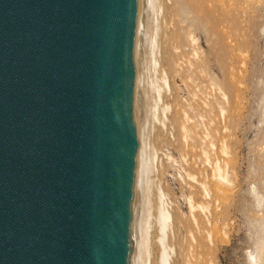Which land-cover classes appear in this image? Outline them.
Instances as JSON below:
<instances>
[{
  "label": "water",
  "instance_id": "water-1",
  "mask_svg": "<svg viewBox=\"0 0 264 264\" xmlns=\"http://www.w3.org/2000/svg\"><path fill=\"white\" fill-rule=\"evenodd\" d=\"M158 0H0V264H140Z\"/></svg>",
  "mask_w": 264,
  "mask_h": 264
},
{
  "label": "rangeland",
  "instance_id": "rangeland-1",
  "mask_svg": "<svg viewBox=\"0 0 264 264\" xmlns=\"http://www.w3.org/2000/svg\"><path fill=\"white\" fill-rule=\"evenodd\" d=\"M154 22L145 264H264V0H158Z\"/></svg>",
  "mask_w": 264,
  "mask_h": 264
},
{
  "label": "bare ground",
  "instance_id": "bare-ground-1",
  "mask_svg": "<svg viewBox=\"0 0 264 264\" xmlns=\"http://www.w3.org/2000/svg\"><path fill=\"white\" fill-rule=\"evenodd\" d=\"M155 21H156V20H155ZM153 22H154V21H153ZM154 23H155V22H154ZM155 24H156V23H155ZM155 24H154V25H155ZM154 25H153V26H154ZM155 26H157V25H155ZM151 27H152V26H151ZM154 28H156V27H154ZM152 29H153V28H152ZM155 30H157V29H155ZM155 30H153L155 35H154V36L152 35V38L150 39V45H149V47H148V51H147V55H149V56H150V54L154 55V52H156V51H155L156 46H155L154 42L157 43V42H156V41H157V40H156L157 37H155L157 34L155 33V32H156ZM151 31H152V30H151ZM156 50H157V49H156ZM149 56H148V57H149ZM150 57H152V56H150ZM153 57H154V59H155V56H153ZM146 59H147V57H146ZM150 60H152V62H153V58H152V59L150 58ZM147 61H148V60H147ZM155 61L157 62V60H155ZM155 61H154V62H155ZM149 62L151 63V61H149ZM154 62H153V63H154ZM153 63H151V64L153 65ZM145 65H147V62H146ZM148 65H150V64L148 63ZM148 65H147V66H148ZM152 65H151V66H152ZM154 65L156 66V64H154ZM147 66L145 67V70H146V71H148V70H147ZM151 66H148V67H151ZM155 66H154V67H155ZM154 67H153V69H154ZM151 69H152V68H150L149 70H151ZM155 70H156V68H155ZM152 71H153V70H152ZM152 71H151V72H152ZM148 72H149V71H148ZM148 72H147V75L150 73V72H149V73H148ZM153 72H154V71H153ZM153 74H154V73H153ZM155 75H156V74H155ZM149 76H150V74H149ZM149 76H148V78H149ZM151 76H152V75H151ZM153 76H154V75H153ZM154 77H155V76H154ZM154 77H153V78H154ZM146 78H147V77H146ZM153 78L150 77V78H149V79H150L149 81H151V80L155 81V79H153ZM156 79H157V78H156ZM147 81H148V79H147ZM149 81H148V82H149ZM153 81H152V83H151L152 86H153L155 83L158 84V85H155V86H153V87L150 85V86L152 87V94L155 93V95H154V96L152 95L151 97H153V99L150 98L151 101H150V100H149V101L151 102L150 104H152V102L155 100V108H156V107L158 106V102H159V100H161V98H162L161 95H160V93H161L160 90L162 89V88H161L162 86L159 85L158 82H155V83L153 84ZM148 82H147V85H148ZM149 83H150V82H149ZM165 83H166V82H165ZM148 87H149V86H148ZM151 87H150V88H151ZM148 90H149V88H148ZM150 92H151V90L149 91V93H150ZM153 92H154V93H153ZM156 92H157V94H158V98H156V96H157V95H156ZM150 95H151V94H149V96H150ZM152 100H153V101H152ZM159 104H160V102H159ZM153 106H154V105H153ZM159 106H160V105H159ZM159 106H158V108H159ZM166 109H167L166 107H165V108L163 107V110H162V111L165 113ZM150 110H153V107H152V109L150 108L149 111H150ZM151 112H153V111H151ZM147 113H148V112H147ZM147 113H146V117H147ZM149 113H150V112H149ZM158 113H159V112H158ZM152 114H153V113H152ZM152 114H150V115H152ZM148 115H149V114H148ZM150 115H149V116H150ZM153 115H154V114H153ZM153 115H152L151 118H153ZM149 116H148V117H149ZM156 117H157V116H156ZM156 117H155V118H156ZM151 118H150V119H151ZM155 118H154V119H155ZM146 119H148V118H146ZM154 119H153V120H154ZM157 119H158V118H157ZM151 120H152V119H151ZM150 122H151V123H154V121H153V122L150 121ZM150 122H149V123H150ZM146 123H147V122H146ZM151 123H150V124H151ZM147 124H148V123H147ZM176 124H177V123H176ZM151 125H152V124H151ZM182 126H183V125H182ZM184 127H185V126H183V128H184ZM191 127H192V126H191ZM191 127H190V128H191ZM185 128H186V127H185ZM187 129H188V128H187ZM187 133H188V132H187ZM183 134H184V133H183ZM147 135H148V134H147ZM188 135H189V134H188ZM145 136H146V135H145ZM144 141H146V140H144ZM146 145H147V144H146ZM145 151H146V150H145ZM222 151H224V150H222ZM145 155H146V153H145ZM149 156H150V155H149ZM145 159H147L146 156H145ZM152 159H153V158H151V160H152ZM208 160H209V159H208ZM145 161H147V162H146V163H147V164H146V167H147V169H148V170H146V171H148V172L150 173V172H151V169H152V168H151V165H152V164H150V157H149L147 160H145ZM221 165H222V164H221ZM153 167H154V166H153ZM214 168H215V167H214ZM218 169H219V168H218ZM152 170H153V169H152ZM223 170H224V169H223ZM219 171H220V170H219ZM219 171H218V172H219ZM148 172H146L147 175H148ZM152 172H153V171H152ZM216 172H217V171H216ZM152 175H153V174H152ZM216 175H217V174H216ZM224 175H225V173H224ZM224 175H223V176H224ZM219 176H220V175H219ZM220 177H221V176H220ZM224 177H225V176H224ZM145 178H146V177H145ZM226 178H227V177H226ZM151 179H152V178H151ZM224 179H225V178H224ZM145 180H146V179H145ZM147 181H148V180H147ZM143 184H144V183H143ZM144 187H145V186H144ZM147 187H148V184H146V187H145V188L147 189ZM148 188H149V187H148ZM146 189H145V190H146ZM147 191H149V190L147 189ZM142 195H143V194H142ZM192 196H193V195H192ZM147 201H148V200H146V197H145L144 200H143L144 215H143V217H142V219H141V221H140V226H141L142 234L140 235V239L138 238V241H139V243H140V246L142 247L141 259H140L141 263H140V264H145V262H146V258H147V247H148V237H149L148 233L150 232V228H149V230H148V224H149V222H152L151 220L148 222V218H149V215H150V214H149L150 211L148 212V210H150V209H148V208H149V207H148L149 204H148ZM150 201H151V200H150ZM206 206H207V205H206ZM165 210H166V209H165ZM161 212H162V211H161ZM161 212H160V213H161ZM160 213H159V214H160ZM149 219H150V218H149ZM169 219H170V215H169V213H167V212L164 211V212L162 213L161 217H160L161 222L159 221V222H160V227H161V230H162V233H163V236L166 235V234H165V231H166V228L168 227ZM149 225H150V224H149ZM150 226H151V225H150ZM149 252H150V251H149ZM149 255H150V254H149ZM147 259H148V258H147Z\"/></svg>",
  "mask_w": 264,
  "mask_h": 264
}]
</instances>
